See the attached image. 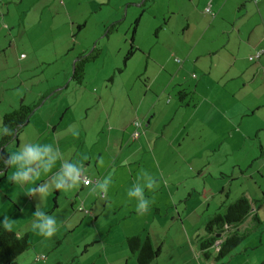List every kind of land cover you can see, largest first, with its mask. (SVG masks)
Instances as JSON below:
<instances>
[{"label":"rangeland","instance_id":"1","mask_svg":"<svg viewBox=\"0 0 264 264\" xmlns=\"http://www.w3.org/2000/svg\"><path fill=\"white\" fill-rule=\"evenodd\" d=\"M50 1L38 0L36 3L33 1L19 6L17 0H12L8 6L12 8V11L14 8L16 10L9 16L6 15L10 20V28L13 25H20L19 42L30 40L32 45L36 46L35 50L30 51L36 58L37 64L34 63L36 77L27 83L28 87L35 85L33 87L36 90H43L50 85L61 86L59 91L56 90L57 92L50 95L44 109L35 110L31 121L42 123L49 118L53 124L58 126V121L64 115L61 124L63 129L59 137L64 144L62 146L64 156L69 159V164L71 162L72 165L81 167V173L85 176L88 175V169L95 172L100 171L101 177L104 174L107 177L110 176L108 192L111 198L110 200L104 197L101 199V193L93 194L88 197L83 206L82 203L88 189H82L81 181L70 190L59 189V192H56L48 187L45 194L40 192L33 194L34 185L47 177L48 172L45 173L40 162H36L31 167L34 170L40 169L38 178L23 182L13 179L14 185H12L11 178L18 168L9 164L6 177L0 175V224L3 225L2 222L7 217L14 222L12 231L17 235L28 234L32 242V246L17 257V263L65 264L71 260L73 249L78 243L97 239L98 235L108 233L115 235L123 229L135 228L137 222L139 227L145 220H148L145 225L151 231L152 242L155 246L162 245V252L157 258L160 264H212V260L207 261L200 255L197 238L204 235L206 222L217 210L214 202L224 196L226 190L219 194V188L226 180L221 179L222 177L217 174L215 177L217 179L209 180L202 194L201 184L206 182H203L206 178L202 179L200 176L188 178L181 188V200L176 203L177 209L173 207L165 210L162 206L165 201L164 196L153 189L144 191L142 194L149 201L150 215L145 212L137 213L139 198L129 196V191H135L133 187L135 184L143 189L144 185L153 183L151 176L156 168L152 163L145 161L139 171H134L135 164L129 165L126 162L122 165V158L129 152L128 149L120 151V148H126L127 144L120 142L117 128L122 127L130 117L127 103L130 97L131 100L139 99L147 91L149 76L151 77L155 70L152 57L148 58V53L155 55L161 47L175 38L173 30L181 31L182 15L179 14L180 12H175L174 7L180 8L186 2L184 0H55L49 8L41 12L43 4L50 3ZM136 21L134 45L138 51L124 65L123 57L128 49ZM112 22H119L117 30L106 36V28ZM79 25L83 28L77 31ZM69 28L70 32H68ZM2 29L4 26L0 17V40L5 35L3 42L7 44L10 36L7 35V30L2 31ZM11 31L12 36L17 35L15 30ZM26 31L31 34L30 39H27ZM72 31L73 34H71ZM3 42L1 45L4 44ZM93 48L98 49L100 54L93 62L86 65L83 84L76 85L70 82L72 69L68 71L69 80L65 83L67 75L62 71L65 67L63 62L72 58L74 61L78 54L89 53ZM54 51L56 54L53 53ZM41 59H46L45 64H39ZM53 59L59 60L54 62ZM7 60L11 62L9 57ZM0 62L3 63L1 58ZM118 70L121 72L119 73ZM46 79L49 80L45 81ZM4 84L11 86L15 83L13 81L0 83V100L2 94H4L3 99L8 100L7 94L12 92L5 91ZM101 91L103 92L99 96ZM99 97H101V102H99ZM197 100L199 99L195 97L194 103ZM201 104L202 108H207L205 103ZM45 108L48 109L43 113ZM112 109L114 113L108 119L104 116V112ZM184 112L182 109L174 122L163 128V133L164 135L169 134L172 128H175V132L181 133V130L185 129V121L188 118L189 123L181 136L185 137L187 131L189 136L185 137V142H190L192 138H195V141L188 147L184 145L179 149V153L185 155L200 149L203 142H209L214 135L208 128L200 126V119L207 114L203 115L202 109L194 114L191 121L189 115L185 116ZM162 117H164L163 114ZM167 119L164 123H167ZM160 122L158 119V123ZM51 130L49 134H52ZM23 132L25 131L19 133L17 143H11L5 147L9 157L16 154L22 145H33L32 135L28 133L26 136ZM51 136L47 139L50 140ZM180 142L183 140L180 139ZM173 153L175 152L171 155L167 151V156L162 158L160 167L164 171L185 168L183 158ZM85 156L87 159L84 161ZM89 156L90 163L87 162ZM219 156L218 153L215 155V157ZM115 157L119 159L115 160ZM219 158L220 162L221 156ZM194 162L192 160L191 163ZM217 163L218 161L212 158L211 165L205 167V170L207 172L214 170ZM61 171L59 170L54 177ZM89 178L91 179V176ZM196 181H199L200 185L199 194L192 195L193 190L190 186L195 185ZM45 184L47 183L44 182ZM261 186L264 188V182ZM25 187H27L26 190ZM57 193H59L58 204L54 208ZM214 194L215 197L212 199L211 196ZM188 195H190L189 203L187 204L188 201L181 202ZM207 199H210L208 206H206ZM35 205L36 208L41 209L40 211L56 220V231L51 237L41 235L39 230L34 228V223H38L37 217L33 215ZM80 207H85V210L79 211ZM157 207L161 209L160 215L156 214L159 209ZM89 209L94 210L95 214L92 212V218H89L87 213ZM131 211H133L132 214ZM260 211L264 213V204ZM166 213L174 216L173 222L169 219L170 215L167 217ZM178 216H180L179 219ZM80 219H83L81 224ZM240 229L243 230V227ZM263 229L262 226V228L250 230L248 238L229 257H226L223 263H249L245 251L249 258H252L256 252L264 253V240L260 245V232ZM145 232H142L143 236ZM97 248L98 245H94L88 254L96 252ZM244 248L247 249L244 250ZM256 257L255 254L254 258ZM95 260L97 264L102 262L96 257Z\"/></svg>","mask_w":264,"mask_h":264},{"label":"crops","instance_id":"2","mask_svg":"<svg viewBox=\"0 0 264 264\" xmlns=\"http://www.w3.org/2000/svg\"><path fill=\"white\" fill-rule=\"evenodd\" d=\"M11 1L0 0V17L4 26L2 31L7 30V35L10 36L7 44L3 42L5 35L0 40V58L3 60V63L0 62V83L13 81L15 84L11 86L4 84L5 91L12 92L7 94L8 100H4V94H2L0 119L5 113L14 111L21 105L36 106L34 112L38 108L44 109L43 107L48 98L52 96L51 94L61 88L59 85H50L43 90H36L33 87L35 85L28 87L27 83L36 77L34 74V63L37 64L36 58L32 52L30 53L31 50L36 49V46L35 44L32 45L30 40L19 42L20 25H13L10 28V20L6 15L9 16L11 12L16 10L14 8L12 11V8L8 6ZM17 1L21 6L33 1L36 3L38 0ZM54 1L44 3L41 12L45 8H49ZM184 1L186 4L182 7H174L175 12H180L179 14L182 15L181 31L173 30L172 33L175 38L161 47V50L155 55L152 56L151 53H148V58L152 57L155 70L153 75L149 76L147 91L139 99L131 100L130 97L129 102L127 101L130 117L122 127H117L120 142L127 144L125 145L126 148H120V151L128 149L129 152L127 156L122 158V165L126 162L129 165L135 164L136 169L134 171H139L144 166V161L155 166L156 171L151 176L153 188L144 185L143 192L153 189L164 196L165 201L162 206L165 210L173 207L177 209L176 203L181 200L180 193H182L181 188L185 180L197 176L202 177V179L206 178L203 181L206 182L201 184L202 194H204L208 181L217 179L215 177L219 174L221 179L226 180L223 185H220L219 194L224 190L226 191L223 197H219L214 202L216 209L222 203L234 201L239 197H246L250 201H259L261 204H253L252 215L239 227L241 231L256 229L253 225V217L256 216L258 220L264 222V213L262 214L260 211L264 204V188L261 186V183L264 182V0ZM206 8H209L214 15L206 13ZM11 30H15L17 35L12 36ZM70 30L69 28L68 32ZM26 37L30 39L31 34L27 32ZM1 42L4 44L1 45ZM53 53L56 54L55 51ZM8 57L11 62L7 60ZM176 59L180 63H177ZM44 60L46 59H41L39 64H45L46 61ZM53 60L55 62L59 59ZM72 61L73 58L63 62L65 67L62 71L66 75L75 62V60ZM47 80L49 79L45 81ZM68 80L67 75L65 83ZM178 90H186L187 94L193 92V99L187 107L182 106L177 101L176 93ZM102 92L99 93V96ZM195 97L199 99L196 103L193 101ZM99 102H101V97H99ZM185 102H189L188 98ZM202 102L207 105V108H202ZM47 109L45 108L43 113ZM182 109L185 111V116L189 115L190 121L194 114L201 109L203 115L207 113L200 119L199 123L202 128H208L214 135L209 142L201 143L200 149L185 155L179 153V149L184 145L188 147L195 141V138H192L189 140L190 142H185V137L189 136L187 131L185 137L181 136L182 131L186 129L189 123L188 118L185 117L186 126L185 129L181 130V133L175 132V128H172L167 135L163 133V128L170 126ZM113 113V109L105 111L104 116L109 119ZM33 114L29 124L25 127L26 130H22L25 131L23 133L26 136L28 133L32 135L33 145H38L40 149L48 148L50 155L58 153L59 157L48 171L47 177L38 181L37 185H34V189L46 182L45 185L59 192V189L55 188L53 180L49 181V179H52L59 170H62L65 164H69V159L64 156V151H62L64 144L59 138L63 129L61 124L64 115L56 126L49 118L42 123L31 121L35 115ZM168 114H170L169 117ZM158 119L161 121L160 123H158ZM166 119L167 123H164ZM134 121L141 122V126L136 129L139 136L135 140L132 138V133L135 130ZM50 129H52V134H49ZM50 136V140L47 139ZM180 139L183 142H180ZM131 143L133 144L130 145ZM167 151L171 155L172 152H175L173 155L183 158V162L186 164L185 168L164 171L160 167V162L162 158L167 156ZM217 153L221 156L220 162V156L215 157ZM212 158L218 163L214 170L207 172L205 167L211 165ZM114 159L118 160L119 158L115 157ZM83 160L85 161V159ZM89 160H91L90 156L88 163H90ZM192 160L195 161L193 164L191 163ZM47 162L46 157L43 162H40V165L43 166ZM70 164L72 163L70 162ZM87 172L91 179L97 178L98 182L97 184L82 186V189H88L82 203L83 206H85L88 197L93 194L101 193V199L104 197V199L109 198L110 200L111 196L108 189L106 193H102L98 188V185L108 178L106 174L101 177L100 171L95 172L88 169ZM184 172L185 175H183ZM82 175L85 176L83 173ZM88 175L86 177L90 179ZM10 183L14 185L13 178H11ZM192 185L190 186V189L193 190L192 195H198L199 181ZM137 186L135 184L134 189ZM58 195L59 193H57L56 203L54 201L55 207L58 204ZM189 196L183 200L184 202L188 201L187 204L190 201ZM214 197L215 194L211 196L212 199ZM209 202L210 199H207L206 206L210 205ZM84 208L80 207L79 211H84ZM34 209L36 210V205ZM160 210V208L157 209V215H160ZM149 211L150 205L145 214L150 215ZM92 212L94 213V210L89 209L87 211L89 218L93 217ZM166 214L167 217L170 215L169 219L173 222L174 216L170 213ZM179 217L177 218L179 219ZM82 221L83 219H80V224ZM147 221L145 220L139 227L137 222L135 228L123 229L115 235L109 233L98 235L97 239L84 240L83 243H78L73 249L71 260L76 259L79 264H97L96 257V259H101L100 264H137L134 254L130 253L126 247L125 239L131 236L143 237L142 232L146 230L144 236L147 235L152 242L151 231L145 225ZM241 227L243 230L240 229ZM260 234V245H262L264 229L261 230ZM94 245H98L96 252L88 254ZM156 247L160 248L161 254L162 245ZM246 249L244 248V250ZM244 253L248 257L247 260L250 261L249 263L244 261L246 264L264 262V253L256 252V258H254L255 254L249 258L247 252ZM156 263L160 264L158 259Z\"/></svg>","mask_w":264,"mask_h":264},{"label":"trees","instance_id":"3","mask_svg":"<svg viewBox=\"0 0 264 264\" xmlns=\"http://www.w3.org/2000/svg\"><path fill=\"white\" fill-rule=\"evenodd\" d=\"M118 24L119 22H112L106 28V36L116 31ZM136 26L137 21L132 30L128 49L123 57L124 65L138 51L134 45ZM82 27L83 26H78L77 31H80ZM99 54V50L93 48L89 53L77 55L72 66L71 80L73 83L76 85L83 84L86 65L93 62ZM118 72L120 73L121 70H118ZM187 98L189 102L186 103L185 100ZM176 99L182 106L187 107L193 99V92L191 91L187 94L186 90H178ZM35 107L34 105H21L18 109L5 113L1 118V176H5L9 170V164H5V161L9 158L8 153L5 151V147L11 143H17L18 135L29 124ZM5 127L11 130V135L4 133ZM253 204H261V202L250 201L246 197H239L234 201L222 203L221 206L217 208L204 226V235L197 238L199 253L202 258L207 261L212 260V264H225L223 260L229 257L250 234V230L241 231L239 227L252 215L251 209ZM252 221L256 228L264 226V222L258 220L256 216L252 218ZM125 244L128 251L134 254L137 264H157L156 260L160 254V248L156 247L147 235L143 237H127L125 239ZM31 246L32 242L28 234L17 235L14 231H7L4 226L0 224V264H18L16 261L17 257ZM65 264L79 263L76 259H72ZM260 264H264V262Z\"/></svg>","mask_w":264,"mask_h":264},{"label":"clouds","instance_id":"4","mask_svg":"<svg viewBox=\"0 0 264 264\" xmlns=\"http://www.w3.org/2000/svg\"><path fill=\"white\" fill-rule=\"evenodd\" d=\"M4 133L11 135V130L7 127L4 128ZM57 153V152H56ZM47 157L48 162L43 164L41 167L42 170L46 173L48 172L52 165L55 163V160L58 157V153L55 155L49 154V149L44 148L40 149L37 145H22L21 149L16 153L11 155L6 161L5 164H12L17 166L18 170L13 175V179L17 182L28 181L34 178H38L40 175V169H33L31 165L36 162H43ZM87 159V157H83ZM81 167L72 164H65L62 168V171L53 179L55 188L70 190L76 186L81 180ZM86 185L90 183L87 179L83 181ZM111 182V177L106 178L102 183L98 185L100 191L106 193L108 185ZM149 188H153V184H147ZM48 191L47 185H42L39 188L32 189L33 194L40 192L45 194ZM95 191V189H93ZM143 189L139 186L135 187V191H129V196H134L139 198V204L137 211L143 214L146 212L149 206V201L143 197ZM37 217L38 223H34V228L39 230L41 235L46 237H51L56 231V220L49 215H46L44 212L40 211L39 207L36 208L33 213ZM4 228L7 231H12L13 221H10L7 217L3 220Z\"/></svg>","mask_w":264,"mask_h":264},{"label":"built area","instance_id":"5","mask_svg":"<svg viewBox=\"0 0 264 264\" xmlns=\"http://www.w3.org/2000/svg\"><path fill=\"white\" fill-rule=\"evenodd\" d=\"M205 12H206V13H209V14H211V15H214V14H212V12L210 11L209 8H206V9H205ZM176 62L179 63L180 61H179V60H176ZM133 126L135 127V130H134V132L132 133V138H133V139H136V138L139 136V132H138L136 129L139 128V127L141 126V124H140V122L135 121V122H133ZM85 179H87L88 181H90V183L86 185V184L83 182ZM81 181H82V183H83L84 186H89V185L97 184L98 179H97V178L88 179L86 176H83L82 173H81Z\"/></svg>","mask_w":264,"mask_h":264},{"label":"water","instance_id":"6","mask_svg":"<svg viewBox=\"0 0 264 264\" xmlns=\"http://www.w3.org/2000/svg\"><path fill=\"white\" fill-rule=\"evenodd\" d=\"M252 210V209H251Z\"/></svg>","mask_w":264,"mask_h":264}]
</instances>
